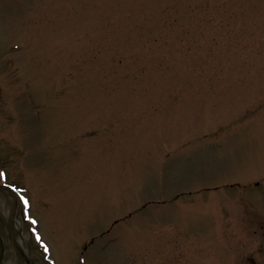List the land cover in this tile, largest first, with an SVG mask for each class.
I'll use <instances>...</instances> for the list:
<instances>
[{"label":"rangeland","instance_id":"obj_1","mask_svg":"<svg viewBox=\"0 0 264 264\" xmlns=\"http://www.w3.org/2000/svg\"><path fill=\"white\" fill-rule=\"evenodd\" d=\"M2 172L0 264H264V0H0Z\"/></svg>","mask_w":264,"mask_h":264},{"label":"water","instance_id":"obj_2","mask_svg":"<svg viewBox=\"0 0 264 264\" xmlns=\"http://www.w3.org/2000/svg\"><path fill=\"white\" fill-rule=\"evenodd\" d=\"M3 255H4V243L2 237L0 236V263L2 261Z\"/></svg>","mask_w":264,"mask_h":264},{"label":"flooded vegetation","instance_id":"obj_3","mask_svg":"<svg viewBox=\"0 0 264 264\" xmlns=\"http://www.w3.org/2000/svg\"><path fill=\"white\" fill-rule=\"evenodd\" d=\"M21 219L24 220L23 217H22V215H21Z\"/></svg>","mask_w":264,"mask_h":264},{"label":"snow or ice","instance_id":"obj_4","mask_svg":"<svg viewBox=\"0 0 264 264\" xmlns=\"http://www.w3.org/2000/svg\"><path fill=\"white\" fill-rule=\"evenodd\" d=\"M0 178H2V174H0Z\"/></svg>","mask_w":264,"mask_h":264}]
</instances>
